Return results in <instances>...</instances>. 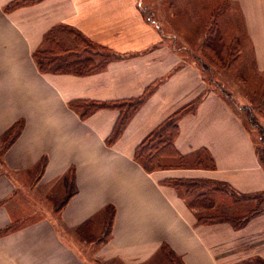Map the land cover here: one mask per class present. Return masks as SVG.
Returning a JSON list of instances; mask_svg holds the SVG:
<instances>
[{"label":"crops","instance_id":"1","mask_svg":"<svg viewBox=\"0 0 264 264\" xmlns=\"http://www.w3.org/2000/svg\"><path fill=\"white\" fill-rule=\"evenodd\" d=\"M17 1L0 0V264L264 261L259 146L230 105L232 94L211 90L200 66L209 34L221 33L222 19L229 18L244 50L238 55L264 76V0H33L13 6ZM71 31L118 57L89 74L40 71L36 52L51 49L49 38L73 48ZM217 48L223 54L226 45ZM148 90L111 144L120 111L103 106L83 117L72 105L139 99ZM189 105L195 110L178 122L176 154L163 156L167 167L147 170L135 158L137 147ZM19 122L22 131L8 144ZM173 181L198 188L190 194ZM218 185L231 196L215 190ZM258 208L239 226L201 221L241 218Z\"/></svg>","mask_w":264,"mask_h":264},{"label":"trees","instance_id":"2","mask_svg":"<svg viewBox=\"0 0 264 264\" xmlns=\"http://www.w3.org/2000/svg\"><path fill=\"white\" fill-rule=\"evenodd\" d=\"M33 0H19L14 3L13 6H16L20 3H25ZM12 6V7H13ZM72 32V31H71ZM75 39V46L73 48H66L63 45H59L55 39L49 38L48 40L52 43V47L50 50H41L36 52V60L38 62L40 71L49 72L50 70L56 71H74L78 74H89L100 71L103 69L107 63L111 60L118 57L112 51L106 49L103 46L97 45L85 37H83L79 33L72 32ZM215 35H218L215 31H212L209 34L208 39L206 40V48L208 52L214 53L216 57H218V61L222 64L223 58L220 55V50H216L217 45L215 44ZM222 40L220 39V42ZM152 90H148L146 94L139 99H131L119 101L111 104H96V103H73L74 107H79L83 109V117L88 116L89 114L95 112L99 108L103 106H109L116 108L120 111L119 118L114 127V130L108 140V143L115 142L123 133L127 122L129 121L131 115L140 108L144 102L151 95ZM195 110V105H189L187 107L182 108L175 114L171 115L168 120L156 129L152 134H150L136 149L135 158L138 162H142L147 170L153 171L157 169H163L168 166L165 163L163 156L174 148V141L178 135L179 128L178 122L179 120L189 112ZM256 126V125H255ZM23 127V123L19 122L14 125L8 134L7 140L8 144L12 140L16 139V137L21 133ZM264 143V139L261 138ZM264 152V151H263ZM175 153V152H174ZM176 154V153H175ZM260 158L262 163L264 164V154L259 151ZM181 159L179 158V161ZM181 162V161H180ZM172 184L175 187L183 186L187 189L188 193L193 194L195 190L198 188V185L193 182H183V181H173ZM219 189V188H218ZM217 190V189H216ZM220 192L228 193L224 189H220ZM236 198L242 199L243 197H238L233 193ZM209 200V198H207ZM211 201V200H210ZM260 212V208L253 210L250 214L241 218H226V217H212L202 219V222H220V221H229L235 226H239L240 224H244L247 220H249L252 216L256 215ZM172 264H179L173 260ZM244 264V263H243ZM245 264H264L262 259H256L252 262H248Z\"/></svg>","mask_w":264,"mask_h":264},{"label":"rangeland","instance_id":"3","mask_svg":"<svg viewBox=\"0 0 264 264\" xmlns=\"http://www.w3.org/2000/svg\"><path fill=\"white\" fill-rule=\"evenodd\" d=\"M222 20H225V24L221 28V33L215 35V44L221 47L222 45H226V49L223 51V54L220 53L222 55L223 62L221 64L220 61H218V57L214 55L215 52L211 53L205 49V56L201 61L200 66L204 69L205 79L208 80L211 90L219 93L226 92L232 94L229 96L231 99L230 105L244 120L245 125L252 133L254 141L258 143L259 151L264 154V143L261 140V138L264 139V76L260 77L257 73L250 70V68L245 64L244 54L243 56L238 55L239 53L242 54L244 50L240 43L239 45L237 44L238 42L234 38V30L229 18H223ZM198 36L196 39L197 42L202 41L203 38L199 40ZM186 37L189 40V43H194L192 36ZM220 39L222 40V43H219ZM234 46H237L238 49L234 50ZM71 47L72 46H69V48ZM234 52V55H238V57L233 61V56L231 58L229 57ZM195 53L201 54V52L198 51ZM236 79H243L246 82L245 84H238ZM235 82L240 89H236ZM236 91L237 93L241 91L240 95L235 96ZM216 189L218 192H220V189H224L229 192L221 185H218L215 190ZM229 195L231 196L230 192ZM244 198L249 197H243L242 199Z\"/></svg>","mask_w":264,"mask_h":264}]
</instances>
